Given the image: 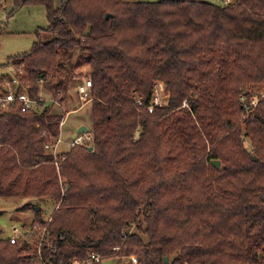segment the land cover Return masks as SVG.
Wrapping results in <instances>:
<instances>
[{
	"label": "trees",
	"instance_id": "trees-1",
	"mask_svg": "<svg viewBox=\"0 0 264 264\" xmlns=\"http://www.w3.org/2000/svg\"><path fill=\"white\" fill-rule=\"evenodd\" d=\"M15 5L44 6L49 22L8 60L30 97L42 88L64 100L78 58L92 84L90 152L46 151L63 119L47 108L0 111V198L57 206L49 222L24 206L47 229L43 259L120 248L137 264H264V103L241 99L264 84V0ZM157 82L168 106L148 113ZM36 253L0 236V264H34Z\"/></svg>",
	"mask_w": 264,
	"mask_h": 264
},
{
	"label": "rangeland",
	"instance_id": "rangeland-1",
	"mask_svg": "<svg viewBox=\"0 0 264 264\" xmlns=\"http://www.w3.org/2000/svg\"><path fill=\"white\" fill-rule=\"evenodd\" d=\"M0 1L4 7L3 9H0V19L4 23L2 29H5V31L0 34V81L3 77H5L0 83V90H6V88L8 87V80L12 78V76L14 77L19 74L17 73L19 71H17V69L12 65L11 62L9 63L8 60L16 55L27 53V51L32 47L34 41H36L35 32L37 31V29L47 28L49 22L47 21L45 7L38 5L24 6L25 9L20 13H17L16 19L9 23V19L7 20L5 16L14 14L15 11L22 7L16 8L15 3L17 0ZM55 1H57V3L59 1L60 4L62 2V0H53V6L55 8ZM124 1L134 2L136 0ZM139 1L150 3L159 0ZM199 1L209 2L212 4L216 3L214 0ZM20 18H22L24 22H21ZM42 38L47 41L50 39V36L48 34H42ZM72 69V79L68 83L69 90L64 100L61 101L60 98L53 97L42 88L39 92V96L43 98L42 102H45V105L43 106V108H41V111L47 108L51 113L62 116V121H65V124L61 129L64 141L63 143L59 144L57 148L62 152L68 151L65 143L69 138V134L76 130V127L78 125L86 126L89 131L92 123V116L90 112L91 101L87 104L82 105L83 103L78 100L76 92L78 84L88 79L89 69H87L81 58L75 60ZM16 78L18 79L17 76ZM20 84L24 88H27V86L22 84L21 82ZM162 84L164 90L158 92L161 93V96L167 94L168 98L169 91L166 89L164 83ZM245 90L247 92H245L243 95L246 96V93H248L249 91L246 98L247 102L254 100L256 104H258L260 101L264 103V84L259 86L247 85ZM184 106H186V103H184ZM243 144H245L246 151L248 153L251 152L252 145L250 144L248 138H244ZM27 204H30L31 206L37 204L34 210H36V208H38V210L40 209L42 217L48 222L50 221V217L53 214V210L57 207L52 200L47 199L43 201V203H39L37 200L0 198V236L3 239H8L13 234V229L18 228L20 232L25 233L24 237H20V240L28 241L30 245L37 251L40 248L39 241L42 238V231L33 224L34 212L32 211V209H24V206ZM131 231L134 230L132 229ZM108 258V260H106L102 264H126V262L128 261L127 257L125 256L120 258V260L118 261L112 259L111 257Z\"/></svg>",
	"mask_w": 264,
	"mask_h": 264
},
{
	"label": "built area",
	"instance_id": "built-area-1",
	"mask_svg": "<svg viewBox=\"0 0 264 264\" xmlns=\"http://www.w3.org/2000/svg\"><path fill=\"white\" fill-rule=\"evenodd\" d=\"M216 4H220L223 6H230L233 4H237L238 0H214ZM8 87L6 90H3L5 93L0 95V111L1 112H7L10 109H12L15 105L19 104L20 105V110L21 112H35L39 113L41 111V108L45 105V102H42L43 98L39 97V99H33L30 97L28 94V89L24 88L21 84L20 81L16 78V76H12L8 80L7 83ZM161 82H157L156 85L153 88V94H152V100L149 104V106L146 108V111L148 113H152L153 109L156 107H165L168 105L169 98H167V94L164 96H161V93L158 91H163L164 88L162 87ZM21 88V90H19ZM77 98L79 101H81L84 104H87L91 101L92 98V84L89 80H85L78 84L77 87ZM165 92V91H164ZM169 95V94H168ZM247 96L242 95V101L247 102L246 100ZM251 107H255L257 104L254 100L249 101ZM136 104L138 106L142 105V101L140 99L137 100ZM249 108L245 109V111L248 113ZM65 124V121L60 122L59 125V136L54 140L52 144H47L45 145L46 151L53 155L54 158L58 156V154H62V151H59L58 145L63 143V133H61V129L63 125ZM89 132V131H88ZM93 138L91 133L87 134H79L75 133L73 136H70L68 140L66 141V147L68 151L71 149H74V147L78 146H85L86 148H90V144L92 143ZM56 161V160H55ZM56 167L58 168V165L54 163ZM37 227V226H36ZM39 229V228H38ZM42 231V238L39 241L40 248L37 250L36 253V258H35V263L34 264H99L103 263L106 260H108L105 257H102L96 253H89L85 258L83 259H73L68 262H56L54 260H49V259H43L42 257V248H43V238L44 235L47 233V229L44 227L41 229ZM25 233L20 232L18 228L13 229V234L8 238L10 244H27L28 241L26 240H20V237H24ZM120 251V248H115V253L111 257L112 259L115 260H120V257L117 256L116 253ZM128 261L126 264H137V259L133 256H128L127 257Z\"/></svg>",
	"mask_w": 264,
	"mask_h": 264
},
{
	"label": "crops",
	"instance_id": "crops-1",
	"mask_svg": "<svg viewBox=\"0 0 264 264\" xmlns=\"http://www.w3.org/2000/svg\"><path fill=\"white\" fill-rule=\"evenodd\" d=\"M55 6H56V8H59L60 7V3H59V1H58V3H57V1H55V4H54ZM3 9L4 7H3V5H2V3H1V1H0V9ZM25 9V7H22V8H20V9H18L17 11H15V13L14 14H11V15H9V16H5V18H7V20L9 19V23L11 22V21H13L14 19H16V16H17V13H20L22 10H24ZM21 19V22H24L23 21V19L22 18H20ZM26 23V22H25ZM3 25H4V23H3V21L0 19V34L1 33H3L4 31H5V29H2V27H3ZM39 29H42V28H39ZM39 29H37V30H39ZM36 33V32H35ZM35 42V41H34ZM34 44V43H33ZM31 49V48H30ZM29 49V50H30ZM28 50V51H29ZM0 83H1V81H0ZM65 120V119H64ZM81 125H78L77 127H76V129L78 128V127H80ZM74 131H76V130H74ZM74 131L71 133V134H69V137L70 136H73V134H74Z\"/></svg>",
	"mask_w": 264,
	"mask_h": 264
},
{
	"label": "water",
	"instance_id": "water-1",
	"mask_svg": "<svg viewBox=\"0 0 264 264\" xmlns=\"http://www.w3.org/2000/svg\"><path fill=\"white\" fill-rule=\"evenodd\" d=\"M75 133H79V134H87V133H89V132H88V129H87L86 126L81 125L80 127H78V128L76 129ZM92 149H93V148L90 147V148H88V151L90 152V151H92ZM251 159L254 160L255 158L252 157ZM212 165H213L214 168L218 169L219 166H220V162H219V161H213V162H212ZM37 210H38V208H36V211H37ZM163 264H169V258H165L164 261H163Z\"/></svg>",
	"mask_w": 264,
	"mask_h": 264
}]
</instances>
